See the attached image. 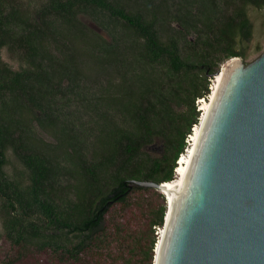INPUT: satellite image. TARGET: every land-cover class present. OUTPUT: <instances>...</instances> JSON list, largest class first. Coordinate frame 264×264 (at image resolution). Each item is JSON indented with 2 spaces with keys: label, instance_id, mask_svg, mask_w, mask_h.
<instances>
[{
  "label": "trees",
  "instance_id": "16d2710c",
  "mask_svg": "<svg viewBox=\"0 0 264 264\" xmlns=\"http://www.w3.org/2000/svg\"><path fill=\"white\" fill-rule=\"evenodd\" d=\"M251 8L264 0H0V211L17 248L9 264L26 253L128 264L137 249L153 263L166 195L136 181L175 179L200 120L196 100L226 60L248 55ZM10 154L21 165L12 171ZM132 207L146 216L138 226L119 213Z\"/></svg>",
  "mask_w": 264,
  "mask_h": 264
},
{
  "label": "water",
  "instance_id": "95a60500",
  "mask_svg": "<svg viewBox=\"0 0 264 264\" xmlns=\"http://www.w3.org/2000/svg\"><path fill=\"white\" fill-rule=\"evenodd\" d=\"M224 67L185 184L136 181L166 195L153 264H264V47Z\"/></svg>",
  "mask_w": 264,
  "mask_h": 264
},
{
  "label": "rangeland",
  "instance_id": "374dc122",
  "mask_svg": "<svg viewBox=\"0 0 264 264\" xmlns=\"http://www.w3.org/2000/svg\"><path fill=\"white\" fill-rule=\"evenodd\" d=\"M25 1H33L34 3L41 2V0H25ZM249 13H250L252 21L254 23L255 32H254L253 39L247 44L248 55H247L246 59L244 60L243 58H241L239 56V58H241L244 62L250 61L256 55L259 54V52H257L254 49V47L258 43L264 46V8L263 9L251 8ZM2 56H3V59L5 61H7L12 67H14V68L19 67V65H20L19 60L17 58H15V57L13 58V56L11 55V53L7 49H3ZM227 61L228 60H226L221 65L219 70H221L224 67V65L226 64ZM216 75L217 74L215 73V74H213L211 76L210 84H213V82H215ZM196 104H197V100H196ZM202 104H203V102H200V103L197 104L198 105V109H200V111H199V115L200 116L202 115V112H203L201 110V107H200V106H202ZM193 127H192V132H193ZM188 139H189V135L187 137V140ZM189 142H187V146L185 148V152L187 151V148H189V146H190L191 142L190 143ZM159 149H160V145L158 143L153 144V150L155 151L156 155H157L156 152H158ZM9 159H10V163L7 165V169L9 171H12V168L14 166L21 167V165L17 162V160L15 159V157L12 154L9 155ZM176 177H177V174L175 172V178ZM119 213L122 216H124L125 218H129L130 219L129 220L130 225L134 224V225L138 226L146 218V216L142 215V213L136 207H132V208H129V209H122ZM161 227L162 226L155 227V233H157V239H158V237L160 235ZM114 244H116V242H114ZM117 248L122 250V249H124V245H122L121 243H117ZM16 252H17V248H15L4 235V230H3V226H2V216H1V211H0V264H9V259L12 257L11 254L13 256H15ZM131 255H132L133 259L128 264H143L142 260H141L142 252L140 251V249L135 250L134 252L131 253ZM37 257H39V256L35 255L33 253H26V254L23 255V257H21L20 259L14 261L13 264H54L51 260H49V261H41V260L38 261ZM153 263H154V258H153Z\"/></svg>",
  "mask_w": 264,
  "mask_h": 264
},
{
  "label": "bare ground",
  "instance_id": "6f19581e",
  "mask_svg": "<svg viewBox=\"0 0 264 264\" xmlns=\"http://www.w3.org/2000/svg\"><path fill=\"white\" fill-rule=\"evenodd\" d=\"M225 70H226V67H224L220 73H217L216 80L213 84V92L211 93L210 99L206 98V99H202L200 101V102H203V104L201 106V110L203 111L202 115H201V121L202 122L197 123L193 127V132L190 134L191 135L190 146H189V148H187V151L180 156L179 161H178V165L175 169L177 177L171 181L165 182L166 186L177 187V186H183L185 184L186 178L188 176L189 168H190V166L192 164V160L194 158L197 143H198L200 134L202 132L204 122L208 116L209 110L211 108L213 99H214L215 94H216V91H217L219 85L221 84V82L223 81ZM166 193L169 195V199L171 200V209H172L174 198H175L174 194L169 193V191ZM162 229H163V226L161 227V230ZM160 233H161V231H160ZM158 238H160V237H158Z\"/></svg>",
  "mask_w": 264,
  "mask_h": 264
},
{
  "label": "built area",
  "instance_id": "2783aa9c",
  "mask_svg": "<svg viewBox=\"0 0 264 264\" xmlns=\"http://www.w3.org/2000/svg\"><path fill=\"white\" fill-rule=\"evenodd\" d=\"M213 84H214V82H213ZM213 84H210V92H209L206 96L197 99V104L200 103V101H201L202 99H206V98H207V99H210L211 93L213 92ZM199 106H200V105H199ZM200 107H201V106H200ZM200 107H199V108H200ZM200 118H201V116H200ZM190 139H191V135L189 134V139H188V140L190 141ZM189 141H188V142H189ZM189 143H190V142H189ZM160 231H161V229H160Z\"/></svg>",
  "mask_w": 264,
  "mask_h": 264
},
{
  "label": "clouds",
  "instance_id": "9594fccd",
  "mask_svg": "<svg viewBox=\"0 0 264 264\" xmlns=\"http://www.w3.org/2000/svg\"><path fill=\"white\" fill-rule=\"evenodd\" d=\"M178 161H179V160H178ZM178 161H177V162H178ZM175 169H176V168H175Z\"/></svg>",
  "mask_w": 264,
  "mask_h": 264
}]
</instances>
